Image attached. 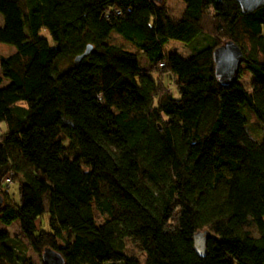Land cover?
<instances>
[{
	"label": "trees",
	"instance_id": "1",
	"mask_svg": "<svg viewBox=\"0 0 264 264\" xmlns=\"http://www.w3.org/2000/svg\"><path fill=\"white\" fill-rule=\"evenodd\" d=\"M0 14V41L15 47L0 56V222L16 219L32 250L64 264H264V130L251 138L240 111L264 125V4L182 0L174 15L164 0H0ZM200 33L211 41L187 55L162 49ZM226 38L247 87L214 74L211 48ZM197 229L210 234L203 255ZM13 240L0 228V264H32Z\"/></svg>",
	"mask_w": 264,
	"mask_h": 264
},
{
	"label": "rangeland",
	"instance_id": "2",
	"mask_svg": "<svg viewBox=\"0 0 264 264\" xmlns=\"http://www.w3.org/2000/svg\"><path fill=\"white\" fill-rule=\"evenodd\" d=\"M164 2L170 7L171 11L173 12L174 15H177L181 9L182 6V0H164ZM2 23V17L0 14V24ZM37 33L47 39L48 42H52L51 37L47 31V29L44 26H40L37 30ZM108 40L110 41H119L123 46H128L129 44L127 43L128 41L126 39V42L122 40L119 35H116L115 33H111L108 37ZM211 41L210 36L206 34H198L194 36L190 41L185 42L180 39L176 38H167L163 44H162V49L164 51H176L180 55H187L190 52V47L192 45L195 46H201L202 44L209 43ZM53 43V42H52ZM131 46V45H130ZM14 44L8 43V42H3L0 41V56L11 52L14 50ZM138 62L139 65L144 67L147 65V61L144 58L143 55L138 54ZM169 76V75H168ZM166 74L162 76V79L164 82H169V77ZM251 77V74L248 72V70L244 67L243 63H240L239 67V73L237 77V81H239L242 85L245 87L248 86L249 79ZM2 81L5 82L6 78L3 77ZM240 111L242 114L245 116V130L247 134L253 138L257 139L259 136L261 137L263 130H264V125L261 124L257 118L255 117L254 113L250 111L246 105H241L240 106ZM5 130V123L3 120H0V134ZM66 142V137L62 140V143ZM13 161L20 167V168H26L27 165L23 161V159L19 156H13ZM10 177L11 180L8 182L6 185V188L8 192L11 193V195L16 196V187L18 180L22 179V175L20 171L18 170H12L10 172ZM47 207V201L44 199V208L46 209ZM94 217L96 222L101 221V214L98 212L94 211ZM264 217V213H263ZM36 226L39 227H45L46 226V212H44L41 215H38L35 219ZM0 228L5 230L10 236H14V240L11 242V245L14 249L21 248L25 252L26 255L30 258L32 264H40V255L39 253L35 252L32 250L28 245L27 241L20 231V229L17 226V220H11L9 223L4 224L0 222ZM57 242H60V240H57ZM123 249L125 254L127 255H133L140 260V263L143 260L144 257V252L143 250L139 247L137 241L132 237V236H124L123 238ZM142 264V263H141Z\"/></svg>",
	"mask_w": 264,
	"mask_h": 264
},
{
	"label": "water",
	"instance_id": "3",
	"mask_svg": "<svg viewBox=\"0 0 264 264\" xmlns=\"http://www.w3.org/2000/svg\"><path fill=\"white\" fill-rule=\"evenodd\" d=\"M159 1V0H156ZM241 11H251L254 8L264 4V0H236ZM90 48V44H86L83 50L73 56V61H77L81 56L85 55ZM211 56L213 60V70L220 82L228 83L236 78L240 63L244 60L241 47L231 38L223 39L220 43L211 48ZM2 197L0 195V204ZM210 234L205 229H197L192 232V249L195 253L203 255L206 251L205 242ZM40 259L45 264H64L61 254L54 248L45 245L41 248Z\"/></svg>",
	"mask_w": 264,
	"mask_h": 264
},
{
	"label": "built area",
	"instance_id": "4",
	"mask_svg": "<svg viewBox=\"0 0 264 264\" xmlns=\"http://www.w3.org/2000/svg\"><path fill=\"white\" fill-rule=\"evenodd\" d=\"M4 180L6 183H8L10 181L9 176H5Z\"/></svg>",
	"mask_w": 264,
	"mask_h": 264
},
{
	"label": "crops",
	"instance_id": "5",
	"mask_svg": "<svg viewBox=\"0 0 264 264\" xmlns=\"http://www.w3.org/2000/svg\"><path fill=\"white\" fill-rule=\"evenodd\" d=\"M174 95H176L175 92H174Z\"/></svg>",
	"mask_w": 264,
	"mask_h": 264
}]
</instances>
